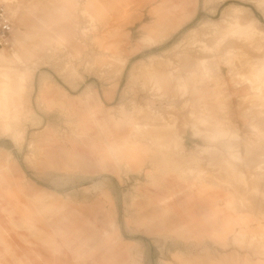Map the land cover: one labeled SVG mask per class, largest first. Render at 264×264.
I'll return each instance as SVG.
<instances>
[{
  "label": "rangeland",
  "instance_id": "obj_1",
  "mask_svg": "<svg viewBox=\"0 0 264 264\" xmlns=\"http://www.w3.org/2000/svg\"><path fill=\"white\" fill-rule=\"evenodd\" d=\"M0 5L14 28L0 50V264H42L28 252L52 256V242L84 264H264V0ZM120 79L115 111L99 95Z\"/></svg>",
  "mask_w": 264,
  "mask_h": 264
},
{
  "label": "crops",
  "instance_id": "obj_2",
  "mask_svg": "<svg viewBox=\"0 0 264 264\" xmlns=\"http://www.w3.org/2000/svg\"><path fill=\"white\" fill-rule=\"evenodd\" d=\"M154 48V47H153ZM152 48V49H153ZM151 49V48H150ZM146 52V51H145ZM150 52H151V50H150ZM140 53H144V51H141V52H138L137 54H140ZM126 67V66H125ZM126 70V69H125ZM125 70H124V73H125ZM123 75V74H122ZM122 81V82H121ZM124 82H126V80H118V84H117V87H116V89H115V91H114V96H113V99L111 100V101H107V100H105L104 98H103V95L100 93V100L102 101V103H103V105H104V107H106V103L107 104H112L113 102H115V107H116V109H115V111H117L118 109H119V106H121V105H123V104H125V102H126V97L124 96V94H123V89L125 88L124 87ZM121 84H122V86H121ZM138 93H139V90H138ZM148 97H149V95H148ZM152 98V97H151ZM193 100V99H192ZM107 108V107H106ZM116 116H117V113L115 114ZM240 128H243V127H240V126H238V129H240ZM115 140L117 139V138H114ZM192 140H194V139H192V137L191 136H189V137H185V140H184V147L186 148V147H188V146H192L193 144H194V142L192 141ZM143 150H146L147 151V154H146V156H147V160L148 159H150L151 157H152V155L150 154V148H149V146H147V148L146 149H143ZM150 157V158H149ZM149 161V160H148ZM147 170L149 171V170H151V171H153L152 170V166L150 165V163H148L147 164ZM155 169V168H154ZM20 177H22L21 176V174L19 175ZM153 176H158V175H156V174H153ZM157 178H160V177H157ZM90 179V178H89ZM89 179H84V181H87V180H89ZM149 179L151 180V178L150 177H147L146 178V181H149ZM160 179H162V180H164V181H171V182H177L176 180H175V177H173V176H170V177H168V179H166V178H164V177H162V178H160ZM122 180V181H121ZM121 180H119V182H123L124 181V179L123 178H121ZM153 181H156V180H153ZM118 182V180H115V183H117ZM183 182V181H182ZM152 183V182H151ZM184 183V182H183ZM186 183V182H185ZM184 183V184H185ZM84 188H87V187H84ZM149 189V188H148ZM186 193H188L187 191H185ZM104 194V196H101V194ZM185 193V194H186ZM76 196V195H75ZM77 196H79V195H77ZM83 196H86L85 194L83 195ZM146 196H147V199H153V198H155V197H158L155 193H153V192H151V191H147V194H146ZM87 197H89V199H90V201L92 200V198L93 197H90V196H87ZM183 197V196H182ZM104 198H109V193H108V191L107 190H105V188L104 189H100V192L98 193V195H95L94 196V198L93 199H96V200H99V203H101V199H104ZM90 201H89V203H87V205L88 204H90ZM86 205V206H87ZM193 208H195V213L196 214H198V215H203V208L202 207H198L197 205L196 206H194ZM83 210L84 211H86V212H83V213H81V214H83V216H85L84 217V220H87V222H88V220H90L91 221V219L90 218H87V215H90L92 212H91V208H90V206L89 207H85V208H83ZM101 213H103V214H106V215H108V214H110L111 212H108V210H107V207H104V208H102V211L100 212V214ZM93 215V214H92ZM95 217L94 218H92V223L95 225L96 223H95ZM113 221H111V223H112ZM64 224H67V223H64ZM25 225V223L24 222H19L18 224H13V228L14 229H22V230H26V229H24V228H22V226H24ZM17 226V227H16ZM36 227H37V225H36ZM36 227H34L36 230H37V233L35 234L36 236L37 235H39V236H37L38 238H39V240L41 241V243H43V239H47L48 237H50V239H52V237L49 235V236H41V233H42V229H40V228H36ZM2 229H4V228H2ZM98 229V228H97ZM64 230H63V228H62V230L60 229V226H58V228H56V230L54 231V232H50L51 234H56V235H64L65 233L63 232ZM98 231H100L99 229H98ZM16 236H20V238H22L23 240H24V242L28 245V246H31L32 245V247H35L36 246V243L34 244V242H30V241H28V237L26 236V235H24V234H22V233H19V234H16ZM114 239H111V242L113 241ZM116 244H118L119 246H123L124 245V243H123V241H121V240H119V242L117 243V241L115 242V245H112L111 246V248H113L114 246H116ZM52 245H55V246H53V247H56L55 248V250L53 251V252H55V254H57L56 252L58 251V249H59V246L58 245H56L55 243H53L52 242ZM72 245V243L70 242V241H66L65 239H64V241H63V246H65V248H67V249H69L70 248V246ZM37 247V246H36ZM36 250V249H35ZM4 251H6V250H4ZM32 252L35 254V255H37L38 257H40V258H37L38 260H40V262L43 264H67V260H69V259H72L73 260V262L75 261L76 262V264H84L82 261H83V259H79V261H78V258H67L66 256V254L64 253V252H60L61 253V256H62V258H56V256L57 255H55V254H52V256L50 255H46V254H43V252L42 251H37L36 250V252H34V251H32V250H30L28 253L29 254H32ZM27 253V254H28ZM65 256V257H64ZM23 258H25V260H27V261H30V258H27V255L25 254V252H24V250H23V256H22ZM115 260H108L107 258H97V259H92L90 262L91 263H89V264H139L134 258H128V256L125 258V259H119V258H114ZM34 260V258H31V262ZM14 262H16L15 264H24L23 262H22V260L20 259H17V258H15L14 259Z\"/></svg>",
  "mask_w": 264,
  "mask_h": 264
},
{
  "label": "built area",
  "instance_id": "obj_3",
  "mask_svg": "<svg viewBox=\"0 0 264 264\" xmlns=\"http://www.w3.org/2000/svg\"><path fill=\"white\" fill-rule=\"evenodd\" d=\"M13 29V23L6 8L0 5V49L10 45Z\"/></svg>",
  "mask_w": 264,
  "mask_h": 264
},
{
  "label": "bare ground",
  "instance_id": "obj_4",
  "mask_svg": "<svg viewBox=\"0 0 264 264\" xmlns=\"http://www.w3.org/2000/svg\"><path fill=\"white\" fill-rule=\"evenodd\" d=\"M7 10V9H6ZM245 11V10H244ZM247 12H248V14H249V12L250 11H248L247 10ZM7 13H8V10H7ZM8 15H9V13H8ZM9 17H10V15H9ZM10 19H11V17H10ZM240 19V18H239ZM258 23V22H257ZM14 30V29H13ZM254 34H257L258 35V37H257V35H256V37L257 38H260L259 40L262 42V41H264V31L262 30V32L260 31V29H258V27H256L255 28V31L253 32ZM12 34H13V32H12ZM260 35H261V37H260ZM251 36H253V35H251ZM217 37V36H216ZM255 37V38H256ZM247 40H249V39H247ZM252 41V40H251ZM257 42V41H256ZM258 43H260V42H258ZM264 47V46H263ZM1 50V49H0ZM262 57V56H261ZM258 58V57H257ZM264 63V62H263ZM245 65V64H244ZM240 74V73H239ZM257 76V75H256ZM256 80V79H255ZM260 83V82H259ZM254 85V84H253ZM252 86V85H251ZM263 98V97H262ZM179 119V118H178ZM168 140V139H167ZM197 146V145H196ZM200 148V147H199ZM189 152V151H188ZM191 154H193L192 153V151H191ZM195 155V154H194ZM192 155H190V157H191ZM189 157V156H188ZM192 158H193V156H192ZM191 159V158H190ZM194 159V158H193ZM202 159V158H201ZM214 159V158H213ZM195 160V159H194ZM202 164V163H201ZM254 178H256V177H254Z\"/></svg>",
  "mask_w": 264,
  "mask_h": 264
}]
</instances>
